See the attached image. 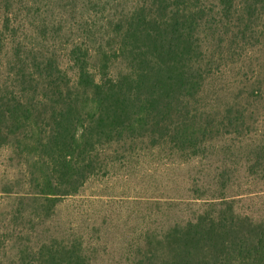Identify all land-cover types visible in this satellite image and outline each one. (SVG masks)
Listing matches in <instances>:
<instances>
[{
	"label": "trees",
	"instance_id": "trees-1",
	"mask_svg": "<svg viewBox=\"0 0 264 264\" xmlns=\"http://www.w3.org/2000/svg\"><path fill=\"white\" fill-rule=\"evenodd\" d=\"M148 2L109 21L98 39L82 26L83 36L66 53L73 73L52 54L20 43L3 53L9 59L0 66V148L12 144L30 158L34 200L54 207L75 197L101 174L114 145H166L195 157L218 137L213 130L226 126L188 109L211 74L199 30L209 22L221 45L236 22L241 45L249 42L253 31L264 30V0ZM9 16L3 13L1 28L12 33ZM5 39L0 30V52ZM235 200L199 195L191 207L201 202V209L191 217L142 233L130 264H264V220L239 213ZM6 239L0 232V251ZM27 258L29 264H91L78 238L24 246L21 263Z\"/></svg>",
	"mask_w": 264,
	"mask_h": 264
},
{
	"label": "rangeland",
	"instance_id": "rangeland-1",
	"mask_svg": "<svg viewBox=\"0 0 264 264\" xmlns=\"http://www.w3.org/2000/svg\"><path fill=\"white\" fill-rule=\"evenodd\" d=\"M148 1L0 0V30L12 43L2 41L0 66L9 59L3 53L20 43L52 54L73 73L66 53L71 41L83 36V27L90 26L98 39L105 24ZM4 12L11 14L13 35L1 28ZM232 25L221 45L209 22L199 30L211 59L210 67L202 66L211 74L188 109L204 112L202 117L209 113L213 124L226 126L213 130L218 137L197 156L166 145H114L101 161V174L51 207L33 198L30 158H21L12 144L0 148V232L11 239L6 247L1 244L0 264H29V258L20 260L24 246L77 238L91 264H130L141 234L191 217L201 209V202L191 207L199 195L236 199L239 213L264 220V152L254 155L264 149V30L253 31L252 40L241 45L239 24ZM226 111L230 116L224 119Z\"/></svg>",
	"mask_w": 264,
	"mask_h": 264
}]
</instances>
